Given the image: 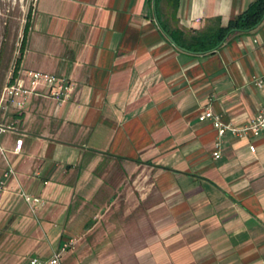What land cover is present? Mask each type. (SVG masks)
<instances>
[{"label":"crops","instance_id":"1","mask_svg":"<svg viewBox=\"0 0 264 264\" xmlns=\"http://www.w3.org/2000/svg\"><path fill=\"white\" fill-rule=\"evenodd\" d=\"M253 1H33L20 62L75 86L62 104L32 96L0 133L15 172L0 158V264L70 240L59 264H264V131H227L214 157L198 119L210 106L238 125L264 103V14L210 50L187 47ZM20 192L40 199L34 212Z\"/></svg>","mask_w":264,"mask_h":264},{"label":"built area","instance_id":"2","mask_svg":"<svg viewBox=\"0 0 264 264\" xmlns=\"http://www.w3.org/2000/svg\"><path fill=\"white\" fill-rule=\"evenodd\" d=\"M264 82V74L254 77V84L260 86ZM75 83L72 79L50 73L43 70L25 69L21 62L13 66L9 76L0 90V133L13 128L19 121L18 114L25 108L27 102L32 96L47 97L62 104L68 100L73 91ZM200 121L210 122L216 134L215 150L213 156L217 157L220 151V143L223 136L229 131L235 137L258 136L264 131V103H262L254 115L242 124H232L224 122L221 116L215 113L210 106H204L198 114ZM22 140L16 139L13 152L18 153L21 150ZM249 148L254 150V146ZM0 158L6 163L4 177L14 176V169L8 164L6 159V149L0 142ZM7 187L0 181V208L4 206L3 194ZM20 195L27 202L32 212L37 208L40 199L24 192ZM73 242L62 243L58 249L49 258H31L30 264H59L61 255L72 247Z\"/></svg>","mask_w":264,"mask_h":264},{"label":"rangeland","instance_id":"3","mask_svg":"<svg viewBox=\"0 0 264 264\" xmlns=\"http://www.w3.org/2000/svg\"><path fill=\"white\" fill-rule=\"evenodd\" d=\"M34 0H0V90L21 54V39ZM22 56V55H21ZM102 208L98 209L100 213ZM110 211L100 214L103 221Z\"/></svg>","mask_w":264,"mask_h":264},{"label":"trees","instance_id":"4","mask_svg":"<svg viewBox=\"0 0 264 264\" xmlns=\"http://www.w3.org/2000/svg\"><path fill=\"white\" fill-rule=\"evenodd\" d=\"M160 0H155V9L157 11V5L159 4ZM180 0H167L169 6L172 9H176L178 7ZM264 14V0H254L243 12L239 13L235 17H233L227 26H221L219 24L218 19H216L215 26L211 27L210 29L197 33L194 36H192V43L190 45H187L189 49L196 50V51H206L214 48L216 45H218L228 34V32L232 30H245L253 27L256 25L260 19L262 18ZM28 16H30V11ZM29 28V20L26 22L22 39H21V54L16 60L15 66L19 64L21 61V55L23 53L25 40L27 36ZM172 38L179 43L178 39L172 35Z\"/></svg>","mask_w":264,"mask_h":264}]
</instances>
